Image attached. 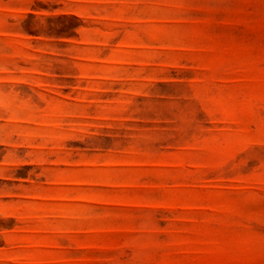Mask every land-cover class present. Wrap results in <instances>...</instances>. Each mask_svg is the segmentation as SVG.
<instances>
[{
  "label": "rangeland",
  "instance_id": "1",
  "mask_svg": "<svg viewBox=\"0 0 264 264\" xmlns=\"http://www.w3.org/2000/svg\"><path fill=\"white\" fill-rule=\"evenodd\" d=\"M0 264H264V0H0Z\"/></svg>",
  "mask_w": 264,
  "mask_h": 264
}]
</instances>
